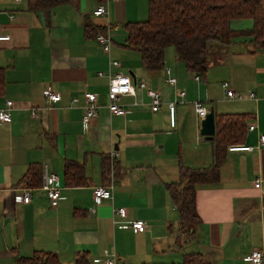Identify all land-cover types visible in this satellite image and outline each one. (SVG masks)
<instances>
[{
  "label": "crops",
  "instance_id": "0c3cea01",
  "mask_svg": "<svg viewBox=\"0 0 264 264\" xmlns=\"http://www.w3.org/2000/svg\"><path fill=\"white\" fill-rule=\"evenodd\" d=\"M101 3L109 10L106 19L93 16ZM148 15L149 0H76L38 12L28 9V0H0V24L3 34L11 37L0 42L4 74L0 109L9 100L15 103L12 123L0 122V264H15L17 258L31 257L36 251L54 252L62 264H75L81 253L94 264L106 251L120 264L170 260L179 264L185 252L201 253L211 264H251L247 256L253 251L264 253V193L255 188L257 180L264 188V149L259 147V135L264 134V53L254 52L245 39L229 46L212 42L208 74L197 83L173 50L165 51L161 71L149 73L141 55L123 46L126 63L121 61L120 71L135 86L145 81L147 88L136 86L135 96L123 100L126 116H112L107 108L108 80L98 73L108 71L117 55L105 54L86 26H94L96 35L109 33L114 47L113 34L127 33V24L146 21ZM257 17L264 18V4ZM253 23L235 20L231 27L244 31ZM123 34L119 37L125 39ZM166 68L172 70L177 87L166 84ZM223 82L245 96L243 101H231L227 111H219L229 102ZM50 89L60 98L52 110L44 111L45 92ZM150 90L162 96L158 113L152 112ZM178 90L186 97L177 104L173 127L168 105ZM87 92L97 94L101 105L89 124L82 120ZM251 92L257 99L247 98ZM74 96L81 102L71 107ZM196 100L213 106L215 114H247L248 125L254 123L257 129L247 131L239 143L252 151L228 148L219 181L198 186L201 224L191 240L180 236L169 185L179 180L180 160L191 168H208L214 162L213 145L200 134ZM32 108L42 109L37 118L32 117ZM113 151L118 157L111 156ZM67 160L84 165L85 186H67ZM45 164L59 174V206L51 207L42 187L31 188L30 204L16 203L29 168ZM112 179L113 199L96 204L94 188L110 185ZM118 208L127 210L128 221L145 222L146 231L119 229L114 220Z\"/></svg>",
  "mask_w": 264,
  "mask_h": 264
},
{
  "label": "trees",
  "instance_id": "16d2710c",
  "mask_svg": "<svg viewBox=\"0 0 264 264\" xmlns=\"http://www.w3.org/2000/svg\"><path fill=\"white\" fill-rule=\"evenodd\" d=\"M76 0H28V9L33 12L73 3ZM102 2L103 0H99ZM102 4V3H101ZM264 0H149L148 19L126 25L125 47L137 51L143 68L156 73L164 68L165 51L174 48L188 73L206 78L210 67L209 45L217 42L229 46L234 41L247 40L254 52L264 53V18L257 17V9ZM235 20H252L249 30L234 31ZM96 29L87 24L86 32L96 38ZM100 32H104L100 31ZM4 83L0 70V90ZM247 114H216V135L212 141L214 162L208 168H191L180 160L179 180L169 185L174 207L179 220L181 237L194 240L196 229L201 224L197 211V188L214 184L220 179L221 166L227 149L243 143L247 134ZM104 176L110 172L105 165ZM65 179L68 187L87 184L84 165L73 160L65 163ZM43 166L32 165L22 179L23 188L41 187ZM15 264H62L58 255L50 251H36L31 257H19ZM75 264H89L88 255L78 254ZM181 264H211L203 254L185 252Z\"/></svg>",
  "mask_w": 264,
  "mask_h": 264
},
{
  "label": "built area",
  "instance_id": "2783aa9c",
  "mask_svg": "<svg viewBox=\"0 0 264 264\" xmlns=\"http://www.w3.org/2000/svg\"><path fill=\"white\" fill-rule=\"evenodd\" d=\"M22 1V0H17ZM109 15V10L105 4L99 5L96 10L93 12V16L95 18H107ZM110 28V27H109ZM4 27L0 24V42H8L11 37L3 34ZM96 41L103 50L105 54L108 56L112 51V39L109 33H99L96 36ZM110 57V56H109ZM122 67V63L118 60H110V65L108 71H101L98 73L100 78H104L108 80L109 90H108V104L107 108L112 116H120L124 117L128 114L126 109V105L123 103V100L128 97H133L136 94V86L141 89L147 88V83L145 81H141L136 86L133 83L132 78L129 75L121 72L120 69ZM166 75V84L170 87H177V79L173 76V72L170 68L165 69ZM195 82L199 83L202 80L201 75H194ZM222 88L224 89L225 99L228 101H243L245 96L237 93L229 82H223ZM148 95L151 99V109L152 112L158 113L162 109L163 99L159 92L150 90L148 91ZM186 97V92L183 90H178L176 94V99L173 103L168 105V111L170 116L171 125L174 127L176 123V111L177 104L182 103ZM60 95L58 92L53 90H48L45 92L46 99V107L45 110H52L54 105L58 103ZM247 98L255 100L257 99V95L255 92H251L248 94ZM81 102V98L78 96H74L71 99V107H75ZM101 108L98 95L92 92H87L83 95V109L84 116L83 122L85 124H89L92 120L97 118L99 114V110ZM15 109V103L11 100L7 101L5 106L0 109V122L10 124L12 123V111ZM194 109L201 120L205 119L207 114L209 113V109L206 107V104L202 101H197L194 103ZM42 109L40 108H32L31 115L34 118L38 117L39 112ZM257 129L256 124L250 123L248 125L247 131L252 133ZM259 147L264 149V134L259 135ZM230 152H250L252 151L251 147H247L241 144H235L229 147ZM111 156L113 158L118 157V153L113 151ZM112 160V159H111ZM112 165H114V161L112 160ZM60 177L58 172H56L49 164H45L43 166V183L42 190L45 192L47 199L50 202L52 208H57L59 206V202L61 199V189L58 186ZM255 188L264 193V188H262L261 181L257 180L255 182ZM113 189H114V181L111 180L110 185L106 186H98L93 190V196L96 204H101L103 201L112 200L113 199ZM32 199V189L31 188H23L20 190L15 196V202L28 205L31 203ZM114 217H118L119 219L114 218L115 224L119 229H131L134 233H143L147 229V225L145 222L136 220V221H128V212L125 208L115 209ZM246 261L251 264H264V253L263 251H253L249 256L246 257ZM94 264H120L118 258L109 253L105 252L104 258H96L93 260Z\"/></svg>",
  "mask_w": 264,
  "mask_h": 264
},
{
  "label": "rangeland",
  "instance_id": "374dc122",
  "mask_svg": "<svg viewBox=\"0 0 264 264\" xmlns=\"http://www.w3.org/2000/svg\"><path fill=\"white\" fill-rule=\"evenodd\" d=\"M123 33H120L119 35L118 34H113V39H114V41L116 42V45H114V47H113V49H112V53L113 54H115V55H117V57H114V58H117L116 60H118V61H122L123 63H126V53L124 52L125 50H122L123 48V46H125L126 45V40H127V33H124L123 35H126V38L125 39H122L121 37H119L120 35H122ZM170 50H173L174 51V54H176V51H175V49L174 48H168L166 51L168 52V51H170ZM166 52V53H167ZM199 100V99H198ZM198 100H196V101H198ZM203 102H205V101H203ZM229 106H232V103H231V101H229V102H227V103H224V104H221L220 106H219V111H221V110H223V111H227L228 110V108H229ZM206 107L208 108V109H211L213 106H211L210 104H206ZM214 108V107H213ZM201 124V123H200ZM187 131L188 132H190L191 131V128H190V126L189 127H187ZM186 131V132H187ZM182 261H183V257H181V262L179 263V264H181L182 263ZM167 262V261H166ZM174 261H172V260H170V263H160V264H175V263H173Z\"/></svg>",
  "mask_w": 264,
  "mask_h": 264
},
{
  "label": "water",
  "instance_id": "95a60500",
  "mask_svg": "<svg viewBox=\"0 0 264 264\" xmlns=\"http://www.w3.org/2000/svg\"><path fill=\"white\" fill-rule=\"evenodd\" d=\"M215 117V109L211 108L205 119L201 122L200 134L209 141H212L216 135Z\"/></svg>",
  "mask_w": 264,
  "mask_h": 264
}]
</instances>
